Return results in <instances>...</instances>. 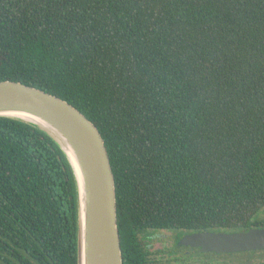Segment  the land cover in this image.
<instances>
[{"label": "trees", "instance_id": "obj_1", "mask_svg": "<svg viewBox=\"0 0 264 264\" xmlns=\"http://www.w3.org/2000/svg\"><path fill=\"white\" fill-rule=\"evenodd\" d=\"M0 80L97 126L123 260L138 230L232 229L264 205V0H0ZM0 264H77L69 163L3 116Z\"/></svg>", "mask_w": 264, "mask_h": 264}, {"label": "water", "instance_id": "obj_2", "mask_svg": "<svg viewBox=\"0 0 264 264\" xmlns=\"http://www.w3.org/2000/svg\"><path fill=\"white\" fill-rule=\"evenodd\" d=\"M0 116L41 130L69 163L76 191L77 264H123L114 175L97 126L66 100L11 80H0ZM181 242L223 252L264 247V229L201 231Z\"/></svg>", "mask_w": 264, "mask_h": 264}, {"label": "flooded vegetation", "instance_id": "obj_3", "mask_svg": "<svg viewBox=\"0 0 264 264\" xmlns=\"http://www.w3.org/2000/svg\"><path fill=\"white\" fill-rule=\"evenodd\" d=\"M250 229H264V205L251 214L248 225L214 232L243 233ZM198 232L201 231L138 230L133 245L124 248L123 264H264V247L223 252L181 242L184 236Z\"/></svg>", "mask_w": 264, "mask_h": 264}]
</instances>
